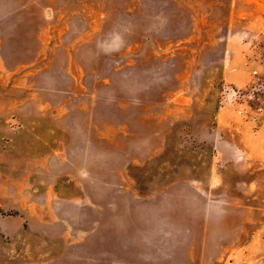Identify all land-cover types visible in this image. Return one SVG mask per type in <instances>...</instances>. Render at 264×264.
I'll return each mask as SVG.
<instances>
[{
    "label": "rangeland",
    "instance_id": "374dc122",
    "mask_svg": "<svg viewBox=\"0 0 264 264\" xmlns=\"http://www.w3.org/2000/svg\"><path fill=\"white\" fill-rule=\"evenodd\" d=\"M0 264H264V0H0Z\"/></svg>",
    "mask_w": 264,
    "mask_h": 264
}]
</instances>
